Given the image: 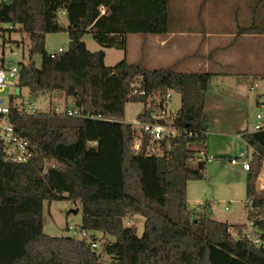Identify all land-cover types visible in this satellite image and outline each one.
I'll return each instance as SVG.
<instances>
[{"label":"trees","instance_id":"obj_1","mask_svg":"<svg viewBox=\"0 0 264 264\" xmlns=\"http://www.w3.org/2000/svg\"><path fill=\"white\" fill-rule=\"evenodd\" d=\"M61 12L68 29L60 23ZM2 25L19 26L30 43V62L18 65V87L28 90L30 102L50 96L51 105L47 112L12 119L39 156L26 164L7 162L0 141V264H264V248L245 237L246 225L219 222L203 205L189 208V184L203 180L208 165L196 162L202 150L191 146L206 145L205 104L213 75L152 70L127 60L109 68L106 53H92L84 42L92 35L104 49H124L130 35L167 34L169 0H6L0 4ZM64 32L69 49L52 58L48 36ZM36 56L42 57L40 69ZM137 81L146 95L135 94ZM170 92L181 97V134L165 157L137 154L136 130L125 123L128 104H143L139 118L148 121ZM55 95L71 100L73 110L102 120L54 113ZM243 139L255 163L246 180L247 220L264 240V194L257 190L264 130L245 132ZM63 199L81 204V228L98 248L45 233V202ZM137 217L144 220L142 237L129 224ZM105 256L111 262H103Z\"/></svg>","mask_w":264,"mask_h":264},{"label":"rangeland","instance_id":"obj_2","mask_svg":"<svg viewBox=\"0 0 264 264\" xmlns=\"http://www.w3.org/2000/svg\"><path fill=\"white\" fill-rule=\"evenodd\" d=\"M6 0H0V4ZM60 23L64 28L68 29V21L65 16H60ZM0 63H5V65L10 64H28L30 62V43L27 36L21 33V28L18 26L12 28L8 25H2L0 27ZM152 37V36H150ZM140 39V42L137 43V40ZM86 42L88 43V49L92 53L99 51H104L106 53L105 65L109 68H114L119 63L124 60H127L130 63H139L142 62L149 69H162L167 67V65L162 64L158 67L149 63L147 58H143L142 44L144 43L142 37L137 35H130L127 40V45L124 49L113 48V49H104L97 42L94 41L92 36L85 37ZM142 40V41H141ZM69 35L64 32L61 34L49 35L47 39L46 50L49 54H54L63 50L67 52L69 49ZM85 42V41H84ZM37 68L42 67V57L36 56L34 58ZM176 72H182V68H175ZM253 71H257L258 74L254 75L258 78L256 84L257 87L254 88V91L250 90L252 86L251 80L247 76H240L239 78L234 79L232 82L236 85L235 93L237 98H241L244 101L249 99L253 100L252 105L248 110L237 109V112H242L234 116L233 112L225 110L224 113L219 114V110L212 108V112L216 111L217 113L213 114L212 124L210 126L209 133L211 136L210 144L211 150L208 153V156L213 157V162L208 163L205 178L200 181L191 182L188 189V198H189V208L191 210H198L201 205L209 209V213L212 215V218L219 222L228 221L230 223L246 224L247 215L245 211L246 204V180L248 174L246 172H241L240 168L230 165L228 158L223 159L218 157L217 153H220L221 145L229 158H235L238 156L236 149L238 148L237 142L233 139H228V144L223 143L220 133L223 129L228 128L230 131H234L238 125L248 126V118L250 122L251 130H254L255 124L254 120L259 115L264 116V107L257 103V97L264 95V59L260 58V65L253 66ZM221 80H215L213 82L212 91L214 93L226 94L227 83H220ZM230 82L228 86H230ZM223 84L224 86H222ZM173 93V92H172ZM22 94V99H29V92L27 89L21 90L19 87H11L7 90L3 96L7 97L8 95ZM173 99L170 104V109L173 111H178L181 108V97L180 95L173 93ZM53 102L58 104H64L66 99L60 95L53 96ZM39 109L47 112L49 111V106L51 105L50 96H45L36 101ZM66 103H71V100ZM145 106L141 103H131L128 104L126 110V121L132 123L138 118L139 115L143 114ZM245 115V122H243V116ZM240 118V121L237 122ZM254 124V125H253ZM233 134V132H232ZM208 139V138H207ZM207 142V141H206ZM239 144V143H238ZM193 150H202L200 144L196 143L191 146ZM247 148L245 151H248ZM204 152V150H202ZM261 183V182H258ZM262 187V183L260 184ZM228 209V210H227ZM214 211V216H213ZM248 212V210H247ZM44 227L45 233L53 237H70L73 236L72 232L69 231L70 227L80 228L82 225V207L80 203H74L68 199H63L55 202H45L44 204ZM233 221V222H232ZM226 223V222H225ZM130 225H135L138 227V236L142 237L144 234V220L142 218H135L129 222ZM98 240L103 238V234L95 233L93 234ZM98 242V241H97ZM101 251V250H100ZM103 262H111V258L105 256Z\"/></svg>","mask_w":264,"mask_h":264},{"label":"crops","instance_id":"obj_3","mask_svg":"<svg viewBox=\"0 0 264 264\" xmlns=\"http://www.w3.org/2000/svg\"><path fill=\"white\" fill-rule=\"evenodd\" d=\"M263 3L264 0H169V32L164 35L142 37L143 58H147L150 64L158 65V67L165 64L167 67L164 69L182 68L183 71L179 73H210L213 75L212 85L215 80H221L220 83L226 81V94L214 93L211 88L207 96L205 116L209 119L210 126L213 114L217 113L216 111L213 113L212 108L219 110L218 115L224 113L223 109L227 108L225 110L233 112L235 116L242 113L237 112L238 108L249 111L252 105L253 100L244 101L237 98L235 93H231L235 92L236 85L230 81L240 76H247L252 79L251 83L255 84L258 80L254 76L258 72L253 71V66H259L260 58L264 59ZM245 30L254 31L250 34H241ZM84 41L87 45L85 38ZM139 42L140 39L137 40V43ZM229 82L230 86H228ZM256 100L264 107V95L258 96ZM245 118L244 115L243 122ZM236 121L239 122L240 118ZM125 123L129 124L126 120ZM247 124V128L246 125H239V127L237 125L234 131L226 128L220 133L223 143L228 144L229 138L237 142V157L229 158L224 153L226 146L222 145L220 153H217L220 158H228L231 166V163L239 160L240 154L249 148L242 136L245 132H254V130L250 128L249 118ZM254 124H256L255 120ZM209 136L211 134L208 132L206 145L201 148L205 149L204 152L207 155L211 150ZM249 157L252 166L254 153H251ZM253 164L252 167H255L254 162ZM237 167L241 172L244 171L241 164ZM258 182L262 183V187ZM258 182L257 190L264 194V165ZM245 211L248 219L246 204ZM214 214L213 211V216ZM223 222L232 226L248 223Z\"/></svg>","mask_w":264,"mask_h":264},{"label":"built area","instance_id":"obj_4","mask_svg":"<svg viewBox=\"0 0 264 264\" xmlns=\"http://www.w3.org/2000/svg\"><path fill=\"white\" fill-rule=\"evenodd\" d=\"M100 11L102 15L106 14L104 7H100ZM61 15H64V12H61L60 16ZM95 31L98 32V30ZM62 52L63 50L60 49L59 52L50 54V56L54 58L57 54ZM19 72V67L15 64L0 66V141L5 146L4 156L7 162L26 164L35 156H39V153L36 147H30V142L17 132L12 119L15 117L35 115L40 109L36 101L30 102L29 99L23 100L21 94H11L7 97L3 96L11 87H18ZM133 87L135 89V94L140 96L146 95L144 91L140 90L142 88L140 81H137ZM256 87L257 84L252 83L250 90ZM172 94L173 93L170 92L164 97L161 106L151 114L148 121L140 120L138 116L136 120L129 123L136 130L137 138L135 141V152L137 154L144 152L148 156L162 158L165 157L167 153L171 152V141L176 139L182 132L177 124L179 110L173 111L169 108L173 99ZM12 98H14V100H12ZM53 111L58 115L102 120L101 117H93L90 114L84 115L77 110H73L71 108V103L57 105L54 107ZM261 130H264V116L258 115L254 132ZM186 134L189 138L194 137L193 133L186 132ZM164 144L167 145V148L164 147ZM97 146V143L90 144L91 148ZM251 153H254V151L249 148L248 151H244L240 154L239 160H234L232 164L234 166L241 164L244 171L249 172L251 170V161L249 157ZM213 161V157L208 156L205 152L199 153L196 158L197 163L206 162L208 164ZM48 166H50V163L46 161L45 173H47ZM246 227L247 228L244 230L245 237L250 239L258 248H264V240L261 239L254 224L248 222ZM69 231L73 234L71 237L78 240H87L92 244L93 249L98 248V243L93 241L91 235L81 227H70Z\"/></svg>","mask_w":264,"mask_h":264}]
</instances>
